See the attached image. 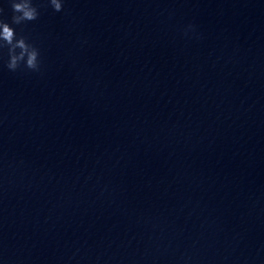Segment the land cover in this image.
<instances>
[{
	"label": "water",
	"instance_id": "95a60500",
	"mask_svg": "<svg viewBox=\"0 0 264 264\" xmlns=\"http://www.w3.org/2000/svg\"><path fill=\"white\" fill-rule=\"evenodd\" d=\"M34 2L40 71L0 66V264H264V0Z\"/></svg>",
	"mask_w": 264,
	"mask_h": 264
},
{
	"label": "clouds",
	"instance_id": "9594fccd",
	"mask_svg": "<svg viewBox=\"0 0 264 264\" xmlns=\"http://www.w3.org/2000/svg\"><path fill=\"white\" fill-rule=\"evenodd\" d=\"M47 4L53 12H61L64 0H47ZM9 5L12 12L10 22L0 19V66L13 73L18 70L39 72L41 63L38 48L13 27L35 21L39 16L37 6L34 0H9ZM192 32L194 26L187 25L184 34Z\"/></svg>",
	"mask_w": 264,
	"mask_h": 264
}]
</instances>
